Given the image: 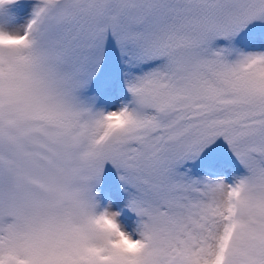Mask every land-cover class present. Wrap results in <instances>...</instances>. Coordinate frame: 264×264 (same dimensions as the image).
Here are the masks:
<instances>
[{
    "label": "snow or ice",
    "instance_id": "snow-or-ice-1",
    "mask_svg": "<svg viewBox=\"0 0 264 264\" xmlns=\"http://www.w3.org/2000/svg\"><path fill=\"white\" fill-rule=\"evenodd\" d=\"M0 264H264V0H0Z\"/></svg>",
    "mask_w": 264,
    "mask_h": 264
}]
</instances>
